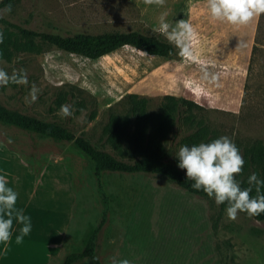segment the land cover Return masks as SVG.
I'll return each mask as SVG.
<instances>
[{
	"label": "rangeland",
	"instance_id": "rangeland-1",
	"mask_svg": "<svg viewBox=\"0 0 264 264\" xmlns=\"http://www.w3.org/2000/svg\"><path fill=\"white\" fill-rule=\"evenodd\" d=\"M9 8L11 9L9 11ZM185 19L195 30L193 58L179 49L170 57L127 45L92 59L40 42L41 51L0 59L9 82L0 103L45 121L61 122L100 149L114 153L104 128L111 114L128 111V96L160 108L166 95L196 102L197 122L174 129L165 145L169 159L184 136L199 126L228 136L240 149L264 141V14L247 25L211 18L207 0H17L1 13L23 27L48 32L141 30L160 34L159 15ZM19 76L17 85L10 80ZM64 101L62 104L60 100ZM71 116L64 117L61 106ZM0 172L18 193L17 207L32 218L23 243L0 245V264H63L82 251L97 227L102 203L93 161L68 141L0 123ZM108 221L98 234L96 257L73 264H264V221L246 212L235 220L214 199L190 194L176 182L151 173L104 171ZM167 264V263H166Z\"/></svg>",
	"mask_w": 264,
	"mask_h": 264
},
{
	"label": "trees",
	"instance_id": "trees-1",
	"mask_svg": "<svg viewBox=\"0 0 264 264\" xmlns=\"http://www.w3.org/2000/svg\"><path fill=\"white\" fill-rule=\"evenodd\" d=\"M16 1L0 0V31L5 34V40L0 44V59L11 61L19 52L39 53L41 51L40 42L92 59L103 57L127 45L158 56L170 57L176 53V47L161 35L146 34L141 30L62 34L26 28L8 20L1 13L3 8L11 7ZM18 79L19 76H16L10 80V83L17 85ZM63 101L61 99L59 104H62ZM128 103V111L125 114H111L104 128L106 141L114 153L98 148L85 136L76 135L61 122L45 121L10 109L0 103L1 124L26 130L55 141L72 142L93 161L103 207L101 218L91 233L86 247L82 251L69 254L63 264H73L82 259L96 257L98 234L107 223L110 210L102 180L104 171L151 173L164 176L176 182L190 194L208 197L203 191H197L191 187L193 182L187 180L185 171L178 167V160L169 159L168 149L165 145L174 129L179 130L185 124L193 126L198 123L195 109L199 105L187 98L166 95L160 108L151 111L148 98L134 93L128 96ZM218 137L211 133L208 127L201 124L195 132L184 136L181 141L183 144L192 145L208 142ZM243 157L246 164L239 179L242 182V187H248L247 178L252 173H258L261 178H264V141H258L248 146ZM252 195H256L255 190ZM222 206L225 207V205ZM253 217L264 221V213L253 215ZM166 263L175 264L171 261L155 262V264ZM95 264H101V262L97 259Z\"/></svg>",
	"mask_w": 264,
	"mask_h": 264
},
{
	"label": "clouds",
	"instance_id": "clouds-1",
	"mask_svg": "<svg viewBox=\"0 0 264 264\" xmlns=\"http://www.w3.org/2000/svg\"><path fill=\"white\" fill-rule=\"evenodd\" d=\"M146 5L164 7L166 0H144ZM11 9L9 8V11ZM207 10L211 18L232 25H247L256 16L264 14V0H207ZM168 12L159 15V26L155 31L164 35L169 43L179 49V55L185 59L193 58L192 44L195 30L185 19L170 23ZM5 34L0 31V44ZM9 82L8 73L0 69V86ZM64 117L72 115L68 106H61ZM178 167L185 171L191 187L203 191L214 199L217 206L225 205L229 219L235 220L240 212L250 216L264 213V178L252 173L247 178L248 187H242L239 179L244 171L246 161L238 146L228 137L220 136L208 142L182 145L176 152ZM255 190L256 195H252ZM19 193L9 185L6 174L0 172V245L7 246L13 239L20 225L15 243L21 244L32 232L30 215L23 208L17 207ZM112 264H131L128 259H113Z\"/></svg>",
	"mask_w": 264,
	"mask_h": 264
}]
</instances>
